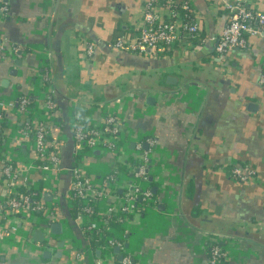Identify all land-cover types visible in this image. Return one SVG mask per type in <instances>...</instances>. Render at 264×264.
<instances>
[{"label":"crops","instance_id":"0c3cea01","mask_svg":"<svg viewBox=\"0 0 264 264\" xmlns=\"http://www.w3.org/2000/svg\"><path fill=\"white\" fill-rule=\"evenodd\" d=\"M4 1L9 10L0 19V98L29 96L42 110L43 76L49 75L66 138L56 195L42 200L57 196L55 209L76 203L69 200L75 163L95 179L122 168L121 160L99 149L75 154L74 118L85 111L79 119L98 121L104 108L123 119L130 151L139 142L149 151L157 208L121 219L111 215L108 230L122 242V260L115 248L112 257L105 255L102 244L84 233L87 217L74 223L62 218L50 258L34 239L37 229L20 222L12 233L14 219L2 218L0 264H124L125 257L132 264H209L216 240L230 243L222 264H264V33L248 36V47L235 50L233 63L218 69L210 37L223 28L224 11L206 0L194 2L202 17L201 46L158 57L109 46L140 30L146 0ZM249 1L264 12V0ZM87 40L97 44L91 59ZM15 46L26 54L12 58ZM5 120L6 154L22 169L20 163L33 156L19 136L22 120L15 109L6 111ZM238 166L252 168L253 180L239 181L231 172ZM23 174L30 190L41 191L38 172ZM127 177L122 184L130 182ZM4 192L0 181V198ZM116 194L97 204L98 215L108 204L122 206V187Z\"/></svg>","mask_w":264,"mask_h":264},{"label":"built area","instance_id":"2783aa9c","mask_svg":"<svg viewBox=\"0 0 264 264\" xmlns=\"http://www.w3.org/2000/svg\"><path fill=\"white\" fill-rule=\"evenodd\" d=\"M206 1L211 6L218 5V8L224 11V26L213 33L210 40L215 44V55L212 56L215 67L227 68L236 57L235 50H244L248 47V36L264 33V12L255 8L249 0ZM8 10L7 3L0 0V19L7 15ZM202 29V17L193 2L146 0L144 24L140 30L134 35L126 33L119 35L109 46L154 57L168 53L186 54L194 52L201 46L200 42L204 40L200 42L196 40L202 34ZM96 48V43L88 40L85 42L87 59L95 55ZM25 54L23 47L15 46L10 55L15 59ZM261 82L264 83V74ZM41 92L44 94L42 110L36 107L39 103L34 102L29 96H20L17 100L0 98V181L5 186V192L0 198V220L14 219L15 223L10 228L12 233L17 232L20 222H24L25 226L32 225V231L37 229L46 232L42 248L50 250L54 248L53 242L58 237L51 232V226L54 222H62V218L54 210L59 198L54 196L51 203L34 199L25 192L28 188V179L23 174L31 170L38 172L42 182V192L39 190L38 192L56 195L59 174L63 170L61 144L66 138L62 132V123L56 115L58 104L54 98L49 75L43 76ZM9 109H15L22 120L18 128L19 136L23 138L21 142L32 149L33 156L30 161L26 164L20 163L23 171L17 166L15 156L8 152L6 154L4 123L5 113ZM71 130L75 154H88L91 150L99 149L113 154L122 161L121 169L115 167L101 179L92 178L79 163H75L70 170L69 200L72 203L80 201L83 210L78 216L89 218V225L85 227L84 233L101 242V249L105 255L112 257L114 248L121 246L122 242L106 233L111 215L121 219L128 213L140 211L147 214L157 208L150 179V153L143 149L141 142L137 143L134 151H130V141L125 132L123 119L117 113L105 111L104 108L98 121L87 123L76 115ZM231 172L239 181L253 180V170L249 166H238ZM126 175L130 182L122 184ZM121 187L122 206L108 204L105 214L98 215L97 204L117 195ZM34 190L36 194L37 190ZM229 246L230 243L227 241L222 243L219 240L214 241L210 245L209 264H222ZM123 263L132 264V260L125 257Z\"/></svg>","mask_w":264,"mask_h":264},{"label":"trees","instance_id":"16d2710c","mask_svg":"<svg viewBox=\"0 0 264 264\" xmlns=\"http://www.w3.org/2000/svg\"><path fill=\"white\" fill-rule=\"evenodd\" d=\"M190 2H195L196 3V0H189ZM204 1V0H203ZM203 39V34H201L199 36V38L196 40V42H200L202 41ZM32 104H34V102H32ZM86 122V121H84ZM152 186L154 185V182H151ZM25 192L27 194H30L34 199L38 200V199H44L45 198V195L44 194H41L37 191V193L35 194V190L34 189H29V188H26L25 189ZM154 196L157 198V194L154 193ZM56 212H58L59 214V217L61 218H66L68 219L71 223H74L76 218L78 217V215L82 212L83 210V204L79 201V202H76L73 206H70L66 203V202H63L62 203V208L61 209H55ZM110 225H113L115 227H119V224H117L116 222H111ZM28 228L31 230L32 228V225L28 226ZM97 240V239H95ZM98 241V240H97ZM99 243V241H98ZM101 243V242H100ZM96 246V245H95Z\"/></svg>","mask_w":264,"mask_h":264},{"label":"water","instance_id":"95a60500","mask_svg":"<svg viewBox=\"0 0 264 264\" xmlns=\"http://www.w3.org/2000/svg\"><path fill=\"white\" fill-rule=\"evenodd\" d=\"M20 63H21V60H18V64H20ZM13 74H16V71H13ZM168 81L171 82V83H174V82H176V78L173 77V76H169L168 77ZM84 114H85V111H80L79 114H78V116H80V118H81ZM152 190L154 192H156L157 191V188L156 187H153ZM45 197L48 200H51L52 199L51 193H47ZM51 231L55 235L61 234L62 231H63L62 223L61 222H54L52 224V226H51ZM45 236H46V232H44L42 230H36L34 232V239L36 241L44 242ZM60 244H61L60 246H62L63 245V242H60ZM120 250H121L120 247H118V246L115 247V252L119 254L118 257H119L120 260H122V254H120ZM44 255H45V257H49L50 258L52 256V253L49 250H47V251H45Z\"/></svg>","mask_w":264,"mask_h":264},{"label":"rangeland","instance_id":"374dc122","mask_svg":"<svg viewBox=\"0 0 264 264\" xmlns=\"http://www.w3.org/2000/svg\"><path fill=\"white\" fill-rule=\"evenodd\" d=\"M129 146H130V145H129ZM106 233H107L108 236H112L109 230H107ZM100 249H101V246H100Z\"/></svg>","mask_w":264,"mask_h":264}]
</instances>
